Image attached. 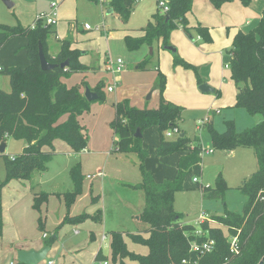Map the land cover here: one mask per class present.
I'll return each mask as SVG.
<instances>
[{"label":"rangeland","instance_id":"obj_1","mask_svg":"<svg viewBox=\"0 0 264 264\" xmlns=\"http://www.w3.org/2000/svg\"><path fill=\"white\" fill-rule=\"evenodd\" d=\"M9 1L13 3L12 7L0 0V25L32 26L37 15L52 14L51 3H58V21L51 26L55 34L48 35V51L56 55L59 39L69 38L81 51L79 61L90 68L73 72L62 77L61 81L67 87H77L83 92L86 87L96 93L98 91L101 99L89 102V107L79 119L86 133L85 151L75 152L65 141L55 140L56 153L45 171H34L30 180L13 179L2 189L0 264H10L11 261L18 264L17 252L23 250L21 247L31 242L43 243L46 238L44 234L56 237L46 258L38 264H102V261L94 260L98 250H101L107 264H118L111 255L109 235L112 231H119L126 237L129 251L139 254L148 252L145 245L134 243L127 237L128 233L144 232L148 227V224L137 219L144 205V193L129 186L141 181L138 157L134 153L116 150L118 135L111 124L115 117V103L127 100L130 106L139 109L157 108L160 105L156 87L158 69L166 75L165 98L185 107L177 129L192 140L198 138L202 147V175L196 176L191 172L185 176L183 190L174 194V209L183 215V223L190 224L198 223L201 212L207 219L223 215L226 211L243 213L247 196L240 188L257 169L254 152L250 148H236L228 153L215 148L206 125L199 123L209 118L213 128L223 132L226 130L225 121L232 120L235 131L241 132L262 120L261 114H252L245 108L235 106L236 88L230 78L228 61L234 33L238 30L249 32L255 28L264 9V0H252L248 6H243L238 0L231 1L229 14H223L220 8L203 11L204 19L208 21V25L204 26L209 28L212 39L209 43L197 39L194 29L191 30L193 40L181 27L172 31L171 45L177 48L181 57L196 67L195 70L174 67L172 52L164 49L159 42H153L152 46L143 44L134 51L125 46V34L153 21L152 16L157 10L156 0H123V4L131 8L127 21L117 11L108 12L110 1ZM158 8L163 12L160 6ZM186 17L189 26H194L191 13ZM84 23L91 28L82 30ZM24 45L23 36H14L0 47V90H11L7 75L10 67H26L29 64ZM109 58H121L123 61L122 70L115 76L106 69ZM147 58L150 59L147 65L139 68V63ZM198 79L200 83H207L217 92L220 91V95L217 92H201ZM109 85L113 86L111 92L107 89ZM142 136L145 147L153 153L160 142V133L156 128L149 127ZM177 136L174 133L168 139ZM5 142L4 154L7 157L20 153L26 145L24 140L12 137H6ZM209 149L213 152L210 153ZM176 158L174 154L164 158L153 156L147 160L145 167L157 181L171 179L175 175ZM77 162L83 175L81 191L67 207L62 194L73 190L70 169ZM98 170L103 173L100 178L96 177ZM88 175L95 177L88 178ZM219 175L225 184L223 194L214 198L204 196L198 183L216 189ZM195 176L198 183L193 179ZM6 177L5 158L0 155V182ZM36 183L32 189L31 186ZM42 192L47 193L44 198H40ZM92 208L94 212H91ZM98 210L103 212L102 221L87 218L74 223L65 219L67 215H95ZM71 211L76 213L70 214ZM26 214L31 223L27 221L20 225L15 221V216ZM39 221L42 222L41 228ZM210 224L216 225V222L213 220ZM223 230L226 231L225 228ZM103 233H106L104 242ZM124 262L135 264L129 259Z\"/></svg>","mask_w":264,"mask_h":264},{"label":"trees","instance_id":"obj_2","mask_svg":"<svg viewBox=\"0 0 264 264\" xmlns=\"http://www.w3.org/2000/svg\"><path fill=\"white\" fill-rule=\"evenodd\" d=\"M209 1L218 9L233 0ZM239 1L243 6H248L252 0ZM156 3L153 21L138 29L139 35H125L124 43L128 50H137L143 44L152 46L153 42H160L162 46L171 45V32L179 27L192 40L191 30L194 29L204 42L212 41L207 26L201 23L195 27L188 25L186 15L192 9L193 0H169L165 12L159 11V0ZM109 6L124 21L128 20L131 8L125 6L123 0H111ZM51 33L55 34V31L42 22H37L34 27L0 25V47L14 36H23L27 39L25 49L29 59L26 67L12 66L7 70L11 90H0V142H5L6 137H12L26 143L20 153L11 157L0 154L5 158L7 172L6 179L0 182V237L3 233L2 189L13 179L30 180L34 171H45L56 153L53 145L55 140L65 141L75 152L86 149V133L79 119L89 107V101L77 87L69 88L62 83L61 78L73 72L88 70L89 66L79 61L81 51L72 47L69 38L59 40L58 52L51 55L47 41ZM39 44L48 62L57 64L49 71H43L40 67ZM172 54L174 67L196 69L177 50ZM229 55L230 78L236 88L235 106L245 108L252 114H261L262 120L241 132L235 131L232 120L225 121L226 130L223 132L216 131L209 119L204 124L215 148L227 152L236 148H250L254 152L257 169L244 180L240 188L247 196L243 213L226 211L223 215L211 218L216 225H211L209 220L197 225L183 223V215L174 209V194L183 190L185 176L191 172L196 176L202 175V147L198 138L192 140L184 132H180L183 136L179 134L175 139H168L164 135L166 131L179 126L185 107L165 98L166 75L158 69L156 87L160 105L157 108L139 109L130 106L127 100L114 104L115 117L111 125L118 135L116 150L120 153H134L138 157L141 181L130 186L144 193V205L139 219L148 224L144 232L127 234L132 242L147 247L146 254L129 251L126 238L121 232L110 233L112 259L118 261V264H125V259L135 264H181L184 259L191 263L196 261V264H257L264 256V9L255 28L249 32L238 30L234 34ZM66 60L68 65L61 67L60 64ZM149 60L144 59L138 67L144 68ZM197 82L201 84L200 79ZM214 92L217 91L214 89ZM217 93L220 95L219 91ZM97 94V99H101L98 91ZM149 127H155L160 133V142L153 153L143 145L142 133ZM137 129H140L139 137L135 136ZM174 153L179 154L174 177L157 181L153 173L146 169L145 161L151 156L165 157ZM70 178L73 190L62 194L67 207L81 191L83 175L79 162L71 167ZM216 184V189L204 187L200 183L198 186L204 196L214 198L221 196L225 189L220 175ZM46 195L42 192L40 198ZM101 216L98 210L95 215H67L65 219L74 223L87 218L101 221ZM41 225L39 221L40 228ZM198 229L202 231L201 235H196ZM229 236L238 239L237 253L230 252ZM55 237L47 236L45 245L50 247ZM208 238L215 240L214 250L197 257L190 250V242H202ZM95 260L106 261L101 250L95 255Z\"/></svg>","mask_w":264,"mask_h":264},{"label":"built area","instance_id":"obj_3","mask_svg":"<svg viewBox=\"0 0 264 264\" xmlns=\"http://www.w3.org/2000/svg\"><path fill=\"white\" fill-rule=\"evenodd\" d=\"M98 1V0H97ZM102 2H109L111 0H101ZM57 6H58V3L57 2H52L51 3V8L53 9L52 11V14H39L36 16V19H35V22L33 23L32 27L35 26V24L37 22H42L44 25L46 26H53L57 23L58 19H57V13H56V9H57ZM158 6H160L162 8V11L165 12L166 10H168V4L167 2H165V0H159V3H158ZM84 28L85 29H90L91 26L88 24V23H85L84 24ZM200 37L197 36V39H199ZM106 64H107V71L111 72V74H113L114 76L119 73L121 70H122V67H123V61L121 58H116V59H107L106 60ZM108 91H113V86L112 85H109L108 86ZM219 111L217 110V113ZM209 119V118H207ZM206 119V121H207ZM206 121H201L199 124H204ZM177 134L179 135L180 132L177 128H174L172 130H168L165 132V136L170 138L173 136V134ZM210 153L213 152L211 149L208 150ZM102 175V172L99 170L97 173H96V177H99ZM88 178H94L95 176L94 175H88L87 176ZM194 181L198 182V179L197 177H194L193 178ZM205 220H208L206 217H205V214L203 212H201L198 216V223L197 225H199L200 223H202L203 221ZM202 234V231L201 230H197L196 231V235H201ZM44 237H46L47 235L44 234L43 235ZM103 238H105V236H103ZM228 240L230 241V252L231 253H237L238 252V247H237V237L236 236H229L228 237ZM214 246H215V240L212 239V238H208L206 240H203L202 242H199L197 240H192L190 242V250L192 252H195L197 257L201 256V255H204V254H207V253H210L214 250ZM103 264H107L106 261L103 262ZM181 264H196V261H194L193 263H191L190 261H187V260H182L181 261Z\"/></svg>","mask_w":264,"mask_h":264},{"label":"water","instance_id":"obj_4","mask_svg":"<svg viewBox=\"0 0 264 264\" xmlns=\"http://www.w3.org/2000/svg\"><path fill=\"white\" fill-rule=\"evenodd\" d=\"M4 1L8 7L13 6V3L10 2L9 0H4ZM111 11L112 9L110 8L108 12H111ZM163 48L172 53L176 51V48L172 45L163 46ZM38 55H39L40 67L43 71H49L53 69L54 67H56L57 64L50 63L46 59L41 44H39V47H38ZM67 65H68L67 60L60 64L61 67H65ZM199 90L203 93L214 92V88L210 87L207 83L199 84ZM83 95L89 102L96 100L98 98V94L94 91H91L88 87L85 88ZM135 136L137 137L141 136L140 129H137ZM180 136H183V133H181ZM5 148H6V142L1 141L0 142V154L4 153ZM49 249H50L49 246L44 245L39 250H34V249L19 250L17 252V260L18 262H21L23 264H38L39 262H41L42 260L46 258ZM263 261H264V256L261 258V260L257 264H262Z\"/></svg>","mask_w":264,"mask_h":264},{"label":"crops","instance_id":"obj_5","mask_svg":"<svg viewBox=\"0 0 264 264\" xmlns=\"http://www.w3.org/2000/svg\"><path fill=\"white\" fill-rule=\"evenodd\" d=\"M91 1V0H90ZM233 1H235V0H233ZM232 1V2H233ZM239 1V0H238ZM92 2H94V1H92ZM94 3H96V2H94ZM230 2H227V3H224L221 7H220V9L222 10V12H223V14H229V12H230V10H229V8H228V5H230L229 4ZM211 9H214V7L211 5V3H210V1L209 0H193V4H192V9H191V11L189 12V13H191V15H192V17L194 18L193 19V22H195V24H194V26H191V27H195V26H197V24L198 23H201V24H203V25H208V21L206 20V19H204V13H203V11H207V12H210V11H212ZM216 9V8H215ZM188 13V14H189ZM187 14V15H188ZM186 15V16H187ZM260 16V15H259ZM216 19H218L217 17H216ZM188 20V19H187ZM85 24V23H84ZM84 24H83V26H82V30H89V29H85L84 28ZM188 25H190V23H189V20H188ZM132 32H128L127 34H125V35H128V34H130V35H134V36H137V35H139L140 34V32L138 31V29L137 30H131ZM237 32V31H236ZM235 32V33H236ZM234 33V34H235ZM171 34H172V32H171ZM234 36V35H233ZM170 37H171V35H170ZM25 38V37H24ZM59 40H61V39H59ZM27 43V39L25 38V44ZM160 43V42H159ZM24 48H25V45L23 46ZM72 47L73 48H75V45H74V43H73V40H72ZM176 48V47H175ZM26 50V49H25ZM176 50H177V48H176ZM229 68V67H228ZM90 69V68H89ZM167 85V84H166ZM167 88V87H166ZM81 91V93L82 94H84V92H83V90H80ZM220 92V91H219ZM221 93V92H220ZM168 100V99H167ZM219 113V112H218ZM153 128H155V127H153ZM143 145H144V140H143ZM144 147H145V145H144ZM146 148V147H145ZM148 149V148H147ZM149 150V149H148ZM83 151H85V150H83ZM231 152V151H230ZM230 152H228V153H230ZM152 153V152H151ZM172 155V154H171ZM174 155H176L177 156V158H176V163H177V160H178V157H179V154L178 153H174ZM169 156V155H168ZM151 157H153V156H151ZM165 157H167V156H165ZM150 158V157H149ZM148 158V159H149ZM158 158H164V157H158ZM147 159V160H148ZM147 160L145 161V164H146V162H147ZM175 168H176V164H175ZM99 171V170H98ZM102 172V171H101ZM103 174V173H102ZM100 177H102V175L101 176H99V178ZM155 177V176H154ZM156 179V178H155ZM130 186V185H129ZM73 211H71L70 212V214H75V213H72ZM91 212H94V209L92 208L91 209ZM101 213H102V216H101V221L103 220V212L101 211ZM66 215V214H65ZM78 215V214H77ZM62 216H64V213L62 214ZM62 216L60 217V219L62 218ZM72 216V215H71ZM213 217V216H212ZM212 217H210L208 220L211 222V221H213L211 218ZM137 219H139V216L137 217ZM15 221L16 222H18L20 225L22 224V223H25V222H27V221H29L30 223H31V221L29 220V218H28V216H27V214L26 215H24V216H22V217H18V216H15ZM54 223H55V219H53L52 220ZM58 222V221H57ZM33 225V224H32ZM113 232V231H112ZM103 236H105V238H103ZM110 236V235H109ZM44 237V236H43ZM47 237V236H46ZM126 238V237H125ZM105 239H106V233H103V235H102V241L104 242L105 241ZM45 244H44V242L43 243H40L39 241L38 242H31L30 244H28V245H25V246H23V247H21L23 250H30V249H34V250H39V249H41L43 246H44ZM50 248V247H49ZM50 250V249H49ZM13 251V250H12ZM99 251V250H98ZM97 251V252H98ZM97 252L95 253V255L97 254ZM48 254V253H47ZM94 260H95V256H94ZM96 261V260H95ZM104 262V261H103ZM103 262H102V264H103ZM107 262V261H106ZM17 263H18V260H17ZM10 264H14L12 261L10 262Z\"/></svg>","mask_w":264,"mask_h":264}]
</instances>
